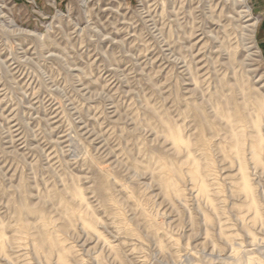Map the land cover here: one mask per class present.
Wrapping results in <instances>:
<instances>
[{"label":"rangeland","instance_id":"rangeland-1","mask_svg":"<svg viewBox=\"0 0 264 264\" xmlns=\"http://www.w3.org/2000/svg\"><path fill=\"white\" fill-rule=\"evenodd\" d=\"M263 31L264 0H0V264H264Z\"/></svg>","mask_w":264,"mask_h":264},{"label":"bare ground","instance_id":"bare-ground-1","mask_svg":"<svg viewBox=\"0 0 264 264\" xmlns=\"http://www.w3.org/2000/svg\"><path fill=\"white\" fill-rule=\"evenodd\" d=\"M250 10H248V12H249ZM260 104V110L263 112L264 111V103L262 104V103H259ZM235 117H236V119H239L240 117H239V115H235ZM255 127L258 129L259 128V124L258 123H255ZM257 135V134H256ZM255 139H256V141H255V143L258 145V146H260V147H262V148H264V139H263V137H261L260 135H257L256 137H254ZM238 142H237V144H241V141L238 139L237 140ZM174 142L176 143V145L177 146H179V145H181L182 144V140H181V138H180V136H179V134H177V133H175V135H174ZM254 153V158H255V160L256 161H258V162H260L259 160H260V155H259V153L258 152H256V150L253 152ZM194 174H195V171H194ZM247 177V176H246ZM245 188L247 189H245V191L246 192H252V190H251V187H249V184H248V178H246V182H245Z\"/></svg>","mask_w":264,"mask_h":264},{"label":"crops","instance_id":"crops-1","mask_svg":"<svg viewBox=\"0 0 264 264\" xmlns=\"http://www.w3.org/2000/svg\"><path fill=\"white\" fill-rule=\"evenodd\" d=\"M263 33H264V31H263ZM263 47H264V42H263Z\"/></svg>","mask_w":264,"mask_h":264}]
</instances>
